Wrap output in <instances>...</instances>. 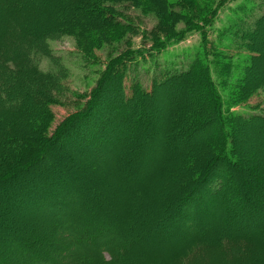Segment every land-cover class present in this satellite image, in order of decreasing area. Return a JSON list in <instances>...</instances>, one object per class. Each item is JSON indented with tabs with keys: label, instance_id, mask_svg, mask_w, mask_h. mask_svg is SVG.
<instances>
[{
	"label": "rangeland",
	"instance_id": "obj_1",
	"mask_svg": "<svg viewBox=\"0 0 264 264\" xmlns=\"http://www.w3.org/2000/svg\"><path fill=\"white\" fill-rule=\"evenodd\" d=\"M184 1L188 5L185 9L196 20H201L215 4L214 0ZM249 3L255 6L253 12ZM33 4H37L35 0ZM121 4L120 1L118 5ZM49 5L55 7L56 14L62 6L58 1ZM125 5L126 16H133L140 23L138 31L157 40L184 31L193 20L190 16L167 15L160 0H142L136 8ZM5 9L0 7V45ZM48 10L39 14L46 17L53 11ZM260 11H264V0H228L219 9L208 37L232 43L233 33L225 32L228 22L239 16L247 23ZM54 17L53 14L52 21ZM41 23V19L34 23L36 33L55 28L52 24L45 29ZM230 28L237 30L234 26L227 29ZM25 29L28 32L27 26ZM120 31L114 37L128 33ZM63 35L50 38L44 49L27 53L29 64L26 60L18 62L21 71L34 68L35 76H25L29 71L22 74L26 80L10 75L18 84L12 86L4 78L5 73H0V85L4 84L6 89L0 94L8 99L0 95V142L7 134L17 136L14 132L27 140L38 134L35 131L42 132V122L49 119L44 126H51L47 134L53 132L73 108L70 103L62 106L47 105L48 102L57 98L59 92L67 96L68 89L90 91L95 86L96 69L106 62V55L116 44L111 41L107 47L97 48ZM255 35L251 41L254 51L247 52L255 54V62L249 67L250 79L243 84L252 89L245 91L237 84L239 79L248 77V70H237L232 80L221 79L216 68L215 76L225 86L223 91L242 99L235 102L228 114L264 116V20ZM141 37L137 35L134 44L139 45ZM201 37L200 32H187L179 44L160 54L161 66H167L172 61L168 58L175 57L178 62L174 66L183 67L185 62H179L182 54L195 52L201 46ZM125 38L119 39L117 45ZM17 43L18 40H11L5 44L15 49ZM76 48L98 62L90 69L82 67L83 59ZM21 53L26 54V50ZM245 62L250 64L248 59ZM130 70L136 71L132 66ZM133 75L130 72L124 79L109 78L99 96L91 91L90 108L82 118L86 122L83 131L78 133L80 124L76 122L68 131L54 132L49 140L37 136L39 146L30 150L37 152L35 158L25 157L17 162L11 149L0 147V175L6 176L8 172L3 170L9 164L17 162L20 168L10 174L6 183H0V264H70L71 259H82L93 250L96 254L111 250L121 254L123 245L132 239L137 242L133 249L136 252L131 255H143L130 258L127 264H185L191 259V264H197L193 242L199 239L209 244L215 241L220 258L228 259L226 250H231L229 256L240 251L244 264H264V121H245L237 126L235 135L233 126V137L222 154L217 147L227 141L228 127H223L225 118L222 116L221 121L217 112L220 107L212 104L209 110L212 118L220 120L221 128L210 124L193 130L191 137V133H186L192 129L191 123L204 114L197 100L208 93L199 92V86L188 83L187 78L169 85L158 83L156 92L131 99L133 96L127 97L123 89L131 94ZM257 77L262 78L257 81L258 87L254 81ZM149 81V77L143 78L144 86L149 87ZM51 89L55 92L48 96ZM128 113L129 120H125ZM146 116L152 124L146 123ZM194 191L191 198L187 197ZM165 204L171 207L162 210L159 220L154 219L153 215L160 213ZM100 222L105 223L104 228L99 227ZM86 227L92 231L93 246L77 240L81 228ZM245 241L248 247H244ZM145 253L149 257H142Z\"/></svg>",
	"mask_w": 264,
	"mask_h": 264
},
{
	"label": "trees",
	"instance_id": "obj_2",
	"mask_svg": "<svg viewBox=\"0 0 264 264\" xmlns=\"http://www.w3.org/2000/svg\"><path fill=\"white\" fill-rule=\"evenodd\" d=\"M52 1H58L59 4L62 5L61 10L57 14L54 11L55 7H51L49 5V3ZM120 1L122 2L121 6L118 5ZM141 1L142 0H35L37 4L34 5V0H0V7H6L5 10L7 11L6 22L3 26V34L1 36L2 43L0 45V73H5L4 78L8 79L7 82L11 81L12 86L18 84L11 80L10 75H12L15 79L20 78V76L23 77V72L27 71L29 72L25 76L36 75V70L34 68L29 69L25 67V69L21 71V68L18 66V62L26 60V64H29V61L27 62V53H34L37 48L41 47L44 49L47 47L46 45H49L47 41L52 37L65 36L63 34H66V36L75 37L76 39H79V41L84 40L86 44L90 46L95 45L97 48L103 46L105 48L111 41L112 43H116L112 47V50H110V52L106 55L107 58L105 60L106 62H104L105 64L103 63V65L96 69L97 78L94 80L95 86L91 88L92 90L90 89V91L81 93L75 90L69 91L68 89L67 96L63 97V95L61 96V93L59 92L57 98L48 102L47 105L58 104L62 106L70 103V107L73 108L74 113H70L64 122H60L56 127L57 130L55 128L56 131L54 130L53 132L47 134V131L51 126L50 124L48 126L44 125L51 121L49 119V121L42 122L44 127L42 132L35 131L34 133L38 134H32L27 140L23 137H19L20 135L17 132H14L17 136L13 134H7V136L2 139L0 142V147H7L11 149V151H13L16 155L17 162L25 157L27 159H33L37 156V152L35 153L34 151H30L36 149L37 146H39V140L36 138L37 136L43 140H49L51 137H53L54 132L59 134L62 130L67 129L66 131H68V127L75 124L76 122H79L80 124L77 129L78 133L83 131L86 122L82 121V118L86 116V110L90 108L88 104L92 99L91 91H95L94 95L97 94L96 96H99L103 86L108 85L109 78L110 81L116 76L124 79L126 77L125 74L128 73L130 75V72L135 73V75H133V79L131 80L132 84L129 86L131 94H129L126 89H123V91L126 92L127 97L133 96L131 99L144 94L156 92L158 83L169 85L179 79L187 78L188 83H191L192 81L199 86V92L204 91L208 93V96H204L203 94L201 95L200 100H197L200 103L198 106L205 110L204 114L202 116H198V119H195V121L191 123L190 128L192 129H188L186 133L188 134L195 129L198 130L202 127L210 126V124H217L221 128L220 120L212 118L213 116L210 115L209 110V108L213 107L212 104H214L216 107H220L217 112L221 121L223 120L222 116H224L225 121H227L225 122L223 120V127H228L227 135L225 132V139L227 141L224 145H222L224 148L221 145V147L219 145L217 147V150L222 151V154H224V151H226L227 143L233 137V133L230 131L232 130L233 126L235 127H233L235 135L237 134V130H235L237 126L244 124L245 121H249L250 123L255 122L257 119L264 121V116H260L258 114L253 115L252 117L249 116V118L243 115L228 114L231 112V107L236 104L235 102H238L242 99L240 97L239 99L237 96L223 91L225 88L224 83L220 82L221 80H219L218 77L216 78L217 74L215 73L216 68H218L221 79L230 77L233 80V75H237L235 74L237 70L245 69L248 70V77L239 79L237 81V84H239L238 88H241L243 84L247 83V81L250 79L249 77H251L249 67L255 62L256 57L255 54L250 55L247 52L254 51L251 50V41L256 38L255 33L260 31V26L264 20V11H260V13L257 14L258 16L254 15L253 20L247 23H244V20H242L239 16L234 17L236 21L235 19L232 22L229 21L228 27L234 26V29L236 28L237 30L232 31V28L227 29V27L225 32L226 34L232 32L235 40L232 43H224L222 39H218L219 42H216V38H209L208 32L212 28L214 21L218 16L219 9L222 8L228 0H214L213 4H215L201 20H196L195 17H193V15L188 11V9H185L188 5L184 0H160V4L167 15L180 17L190 16L193 17V20L190 19L189 23L187 24L188 28L184 29V31H176L167 35L161 40H157L149 36L147 32L140 33V31H138V26L140 23L136 21V18L133 16H126L128 15V12L125 8V3H128V5H132V7L136 8L137 5L141 3ZM249 4L252 7L251 12H253L255 6H253L251 3ZM45 9L53 10L55 13L48 10L51 14H47L46 17L44 14H39ZM53 14L55 17L52 21L51 17ZM251 15L252 14H249V17H251ZM39 19H41V25H44L45 29L52 24L55 25V28H52V30H47L46 32L42 31L40 33H36V30L34 29V23L38 22ZM50 21H52V24L48 23ZM23 23H27L26 26L28 28V32H31L29 35L26 34L28 32H26V26H24ZM119 30H121L120 33L123 30L127 31L128 33L125 36L121 35L114 37L116 32H119ZM129 30L133 32H130ZM189 31H197L201 33V46L197 47L196 51L193 53L188 51L189 54H182L179 62H185L183 67L178 68L174 66V64L178 62V59L175 57H169L168 59H172V61L170 63H166L167 66H161L162 63L160 54L166 48L179 44ZM137 35L142 36L139 45L134 44V38L137 37ZM123 37L126 38L117 45L119 39ZM11 40H18L17 47L15 49L7 48L9 47V44H5ZM22 49L26 50V54L21 53ZM76 49H78V53L83 59L81 63L82 67L90 69L92 65L98 62L95 57L91 56L87 52L85 53L79 48ZM245 50H247L246 53ZM50 56L55 58L52 53ZM247 59L249 60L250 64H246L245 61ZM130 66L135 67L136 71H131ZM139 76L143 77L141 78ZM146 77L150 78L149 87L144 86L143 78ZM210 77L214 80H210ZM22 79L26 80L25 77ZM261 79L262 78L258 77L254 78L257 87L260 86V84H257L259 83L257 81ZM0 88L3 89L0 91L6 90L4 84H1ZM47 88L48 87L46 86L45 90H47ZM242 89L249 91V89H252V86L250 88L243 86ZM58 91H61V89H58ZM50 92H55V89L47 91L48 96H51L49 95ZM0 95L3 98L7 97L4 95V93ZM208 112L209 114H207ZM46 113L47 109H44L43 114L45 116ZM206 114L211 118L206 117ZM150 116L152 115L150 114ZM129 117L130 115L128 113V115H125L123 118L125 120H129ZM145 121H148L146 123H151L152 119H149L148 116H146ZM145 121H142V123L146 124L144 123ZM183 127H181V129ZM191 135L192 133L189 136L191 137ZM218 135L219 134L216 136ZM219 154H221V152ZM16 164H9L7 168L4 166L5 170H3V172L7 171L8 173H6L5 177L0 175L1 184L6 183V181L10 179V174L20 170V168H17ZM195 191L189 193L187 197L191 198ZM172 201H174L173 198ZM173 204L175 205L176 202H173ZM169 207L171 206L165 204V206L161 209V212L155 213L153 218H160L163 215L162 210ZM99 224V227L104 228V222H100ZM102 228H100V230H102ZM81 232L82 233L78 236L79 238H77L78 242L88 246H93L94 237L91 235L92 231H89V228L86 227L81 228ZM136 242L137 241H135V239H132L123 245L121 254L120 251L113 252L112 250L110 252L103 251L99 252V254H96L97 252H94L93 250L92 254L86 255L82 259H78L76 261L71 259L70 264H127L130 258H133L134 256L138 258L139 256L143 255V253L138 252L131 255L132 251L136 252V249L133 250L136 246ZM195 242L196 244H193ZM193 243L191 244H193V246L195 245L194 253L196 256H198L197 264H244V262H246L245 260L240 261L243 258L239 257V254H242L240 251L239 254L235 256H229L231 250H226L228 252L226 255L228 256V259L226 257L220 258L219 254L217 253V251H219V245L215 241L209 244L199 239L195 240ZM213 243H216V245ZM244 247H248V243L246 241ZM185 255H187V253ZM142 257H149V254L145 253ZM182 257L183 256H181V258ZM124 259H126V262H124ZM191 260L189 261L190 263L187 262L185 264H191ZM172 262H174L173 264H177L181 261Z\"/></svg>",
	"mask_w": 264,
	"mask_h": 264
}]
</instances>
